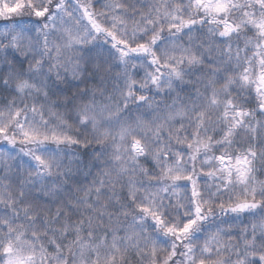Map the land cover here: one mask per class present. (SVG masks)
<instances>
[{"label": "snow or ice", "instance_id": "1", "mask_svg": "<svg viewBox=\"0 0 264 264\" xmlns=\"http://www.w3.org/2000/svg\"><path fill=\"white\" fill-rule=\"evenodd\" d=\"M0 264H264V0H0Z\"/></svg>", "mask_w": 264, "mask_h": 264}, {"label": "trees", "instance_id": "2", "mask_svg": "<svg viewBox=\"0 0 264 264\" xmlns=\"http://www.w3.org/2000/svg\"><path fill=\"white\" fill-rule=\"evenodd\" d=\"M81 87H83V85Z\"/></svg>", "mask_w": 264, "mask_h": 264}]
</instances>
